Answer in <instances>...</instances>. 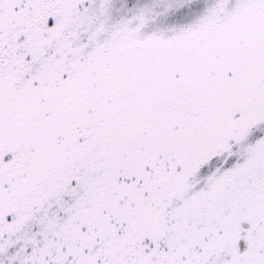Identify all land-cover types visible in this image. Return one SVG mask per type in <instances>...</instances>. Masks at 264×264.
Segmentation results:
<instances>
[{
	"label": "snow or ice",
	"instance_id": "6c2138e0",
	"mask_svg": "<svg viewBox=\"0 0 264 264\" xmlns=\"http://www.w3.org/2000/svg\"><path fill=\"white\" fill-rule=\"evenodd\" d=\"M0 264H264V0H0Z\"/></svg>",
	"mask_w": 264,
	"mask_h": 264
}]
</instances>
